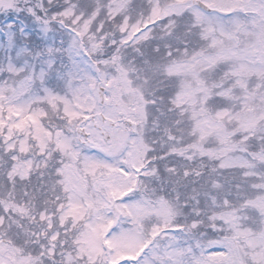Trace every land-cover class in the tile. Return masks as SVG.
<instances>
[{
	"label": "snow or ice",
	"instance_id": "6c2138e0",
	"mask_svg": "<svg viewBox=\"0 0 264 264\" xmlns=\"http://www.w3.org/2000/svg\"><path fill=\"white\" fill-rule=\"evenodd\" d=\"M0 264H264V0H0Z\"/></svg>",
	"mask_w": 264,
	"mask_h": 264
}]
</instances>
